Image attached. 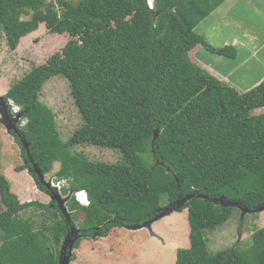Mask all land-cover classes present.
<instances>
[{
    "label": "trees",
    "instance_id": "16d2710c",
    "mask_svg": "<svg viewBox=\"0 0 264 264\" xmlns=\"http://www.w3.org/2000/svg\"><path fill=\"white\" fill-rule=\"evenodd\" d=\"M147 1L0 0V38L5 33L10 48L41 23L70 36L4 95L27 120L18 122L21 136L14 135L24 159L16 170L28 171L52 195L58 190L40 182L35 164L48 175L59 162L56 181L67 180L61 193L86 190L90 197L89 206L74 196L67 201L69 221L55 200L22 203L0 173V264H61L59 248L72 225L80 228L77 249L84 238L142 225L164 209V198L169 206L188 195L178 210L188 209L190 248L179 252L177 264H264V228L244 254L236 246L212 252L207 238L234 212L213 200L250 209L264 203V113L253 114L264 108V80L240 93L191 59L199 48L237 57L236 46H214L196 31L226 0H155L154 10ZM56 76L68 79L82 117L68 139L40 99ZM84 145L118 150L122 159L92 160L78 150ZM32 207L53 211L54 224L36 229L22 216ZM80 212L84 218H77Z\"/></svg>",
    "mask_w": 264,
    "mask_h": 264
},
{
    "label": "rangeland",
    "instance_id": "374dc122",
    "mask_svg": "<svg viewBox=\"0 0 264 264\" xmlns=\"http://www.w3.org/2000/svg\"><path fill=\"white\" fill-rule=\"evenodd\" d=\"M69 1L77 2L78 0ZM230 1L232 2L228 1L227 4L224 3L222 7L220 6L221 8L214 17L213 13L207 17L198 25L196 31L200 34L203 33L205 37H210L211 29L214 27L216 35L211 38V41H215L220 46L226 40L232 41L236 37L241 42L244 41L245 44L248 40V33L257 36L256 42H249L250 49L254 45L256 48H260L258 52L253 53L254 56L250 59L253 74L249 76L248 80H252L255 74L262 75L264 73V46H261L264 43V0ZM230 5H232V9L234 5L237 8L231 12L232 9L227 10ZM222 14L224 16L216 17ZM234 17L245 20L241 28H235V24H231L230 21ZM211 21L215 23L219 21L216 23L218 26L215 23L209 24ZM69 39V34L53 33L46 23H41L38 30L23 37L19 46L12 49L5 33H3L0 38V96L4 98L12 85L22 80L34 67L46 63L54 53L61 51ZM237 75L238 73H236ZM40 99L55 111L58 127L63 137L70 138L82 124V117L71 96L68 79L56 76L48 80L40 93ZM0 103L2 104L1 108L11 115L10 118L3 120V115L0 113V173L9 178L13 192L18 194L22 203L38 201L50 204L53 201L51 195L40 191L37 180L26 170L22 172L16 170L24 163V159L21 147L16 142L14 135H21L20 132L10 129V125L13 123V114L9 112L10 110L2 99H0ZM261 113H264V108L253 112L256 115ZM78 150L84 151L90 159L95 161L114 163L122 159L118 150L107 147L84 145L78 147ZM59 168L60 163L57 162L52 173L44 174L46 180L55 181V172ZM61 195L65 197L63 194ZM186 200L189 198L180 199L178 203L167 206V199L164 198L162 205L165 207L155 217L161 216L154 220L151 226L140 229L116 227L106 237L84 238L80 247L73 248L71 253L65 239L59 248L60 257L62 256V259L69 258V264H177L179 252L190 248L188 209L178 210ZM213 202H218L223 206H232L234 212L226 224L207 232L210 250L217 252L236 246L242 254L249 252L253 233L264 228V220H261L260 213L250 211L252 209L245 207L240 202L225 198H219ZM68 213L71 214L69 211ZM162 213L166 214L162 215ZM52 215L53 211L48 213L35 207L27 209L22 214L24 218H28L34 223L36 229H41L44 225L49 227L53 225L55 220L51 218ZM83 216V212L77 214V218H84ZM76 225L79 226V223ZM78 229L80 230V228ZM46 233L52 237L49 232ZM72 233L71 237L75 235ZM50 245V248H54L53 238ZM74 255L76 257L71 261ZM184 258L186 257L184 256Z\"/></svg>",
    "mask_w": 264,
    "mask_h": 264
},
{
    "label": "crops",
    "instance_id": "0c3cea01",
    "mask_svg": "<svg viewBox=\"0 0 264 264\" xmlns=\"http://www.w3.org/2000/svg\"><path fill=\"white\" fill-rule=\"evenodd\" d=\"M228 1L232 2L230 0H226L224 3L227 4ZM221 7L219 6L213 12L212 14L213 17ZM236 8H237L236 5H234L233 9H232V5H230L229 7H227V10L232 9L231 12H233ZM221 16H224V14L218 15L216 17H221ZM230 22L231 24H235L234 25L235 28H241L245 20L242 18L234 17L233 19H231ZM212 23L215 22L212 21L209 22V24ZM244 33H248V32H244ZM201 35L205 37L203 33ZM215 35H216L215 28L213 27L211 29V36L205 38H207L211 42V44L217 47L229 46V45L236 46L238 49L237 57L234 60H229L224 57L212 55L203 48H199V52H197L196 54H194L193 57H191L193 62H195L197 65L199 62V67H201L204 71L217 77L218 79L227 83L228 85L236 88L240 93H245L251 90L252 88L257 86L260 82L264 80V73H262V75L255 74L254 79L248 80L249 76L253 74V67L250 59L254 56L253 53L258 52V50L260 49V48H256L255 45L252 49H250L249 42L251 43L256 42L258 40L257 36L248 33V40L247 43H245L246 45L244 44V41L241 42V40L236 37L232 41L226 40L225 42H223V45L220 46L218 43H215V41H211V38H213ZM261 46H264V43ZM236 73H238L237 76ZM259 213L261 215V220L263 221L264 210Z\"/></svg>",
    "mask_w": 264,
    "mask_h": 264
},
{
    "label": "water",
    "instance_id": "95a60500",
    "mask_svg": "<svg viewBox=\"0 0 264 264\" xmlns=\"http://www.w3.org/2000/svg\"><path fill=\"white\" fill-rule=\"evenodd\" d=\"M0 99H2L5 103H6V107L8 108V110H10V107H9V104H7V102L4 100V98H2V96H0ZM1 103H0V113L3 115V120L5 119V118H10V116L11 115H9L8 114V112L5 110V109H2L1 108ZM10 112V111H9ZM23 115H24V112H21V113H19V114H17L15 117H13L12 116V118H13V123L10 125V129H13V130H15V131H18L19 132V127H18V122L20 121V119L23 117ZM159 134H160V131L159 130H157L156 132H155V136H154V138H157L158 136H159ZM24 145L26 146V148H28L29 147V145H28V142L27 141H24ZM35 167H36V172H37V174H38V176H39V178H40V182L43 184V185H45L46 187H48V188H51V185H50V182L49 181H47L46 180V176L43 174V172L37 167V164H35ZM192 196L193 195H188L187 197L189 198V200L192 198ZM72 197V193H70L68 196H65V197H62V195H61V193H56V194H54V195H51V198L53 199V200H55V201H57V203H58V205H59V208L62 210V212L67 216V218L69 219V221L71 220L70 219V214L68 213V207H67V201L70 199ZM207 198V197H206ZM185 199V198H184ZM178 201H180V200H178ZM178 201L176 202V203H178ZM188 200H186L185 202H184V204L182 205V206H184L185 204H186V202H187ZM231 201V200H230ZM264 210V203L263 204H261V205H259V206H257L256 208H253L252 210H250V211H258V212H261V211H263ZM163 214H166V213H162V215ZM161 215H159L158 217H160ZM158 217H153L152 219H150V220H148L147 222H145V223H143L142 225H136V226H134V227H128V228H135V229H140V228H143V227H146V226H151V224H152V222H154V220H156ZM74 230H76L75 232H73ZM79 229H78V227H76V226H74V225H72L71 226V230H70V232H69V234H68V236H67V238H66V240H67V247L69 246V249H70V253H71V251L73 250V248H74V238H75V236H77L78 235V233H79ZM73 232V233H72ZM75 234L73 237H71L70 236V234ZM60 263L61 264H69L70 263V260H69V258H66V259H62V256H61V260H60Z\"/></svg>",
    "mask_w": 264,
    "mask_h": 264
},
{
    "label": "built area",
    "instance_id": "2783aa9c",
    "mask_svg": "<svg viewBox=\"0 0 264 264\" xmlns=\"http://www.w3.org/2000/svg\"><path fill=\"white\" fill-rule=\"evenodd\" d=\"M147 4L150 9L152 10L155 9V0H148ZM8 104L9 107H11V113L13 114L14 117L22 112L21 106L17 105L13 100L10 99ZM20 121L22 122V125H25L27 123V120L24 119L23 117L20 119ZM49 182L51 187L57 189L59 193H61L62 188L67 185V180H62V181L51 180ZM74 197L81 205L83 206L90 205V198L87 191L85 190L76 191L74 192Z\"/></svg>",
    "mask_w": 264,
    "mask_h": 264
},
{
    "label": "clouds",
    "instance_id": "9594fccd",
    "mask_svg": "<svg viewBox=\"0 0 264 264\" xmlns=\"http://www.w3.org/2000/svg\"><path fill=\"white\" fill-rule=\"evenodd\" d=\"M152 10V9H151ZM154 10V9H153ZM48 181V180H47ZM86 191V190H85ZM59 193V192H58ZM88 193V192H87ZM62 194V193H61ZM89 195V194H88ZM72 196H74V191H72ZM90 198V197H89ZM83 206V205H82Z\"/></svg>",
    "mask_w": 264,
    "mask_h": 264
}]
</instances>
